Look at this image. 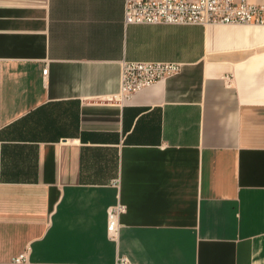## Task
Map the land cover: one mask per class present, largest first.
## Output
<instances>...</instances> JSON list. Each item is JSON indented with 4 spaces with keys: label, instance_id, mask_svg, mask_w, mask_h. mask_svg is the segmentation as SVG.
Returning <instances> with one entry per match:
<instances>
[{
    "label": "crops",
    "instance_id": "1",
    "mask_svg": "<svg viewBox=\"0 0 264 264\" xmlns=\"http://www.w3.org/2000/svg\"><path fill=\"white\" fill-rule=\"evenodd\" d=\"M124 7L0 0V264H264V25ZM124 60L181 70L116 99Z\"/></svg>",
    "mask_w": 264,
    "mask_h": 264
},
{
    "label": "built area",
    "instance_id": "2",
    "mask_svg": "<svg viewBox=\"0 0 264 264\" xmlns=\"http://www.w3.org/2000/svg\"><path fill=\"white\" fill-rule=\"evenodd\" d=\"M124 14L126 24L264 25V0H125ZM180 70L181 64L174 61L124 60L116 99L129 97L134 91ZM47 71L44 68V73ZM123 211L120 203L108 209L107 232L112 239L118 237Z\"/></svg>",
    "mask_w": 264,
    "mask_h": 264
}]
</instances>
